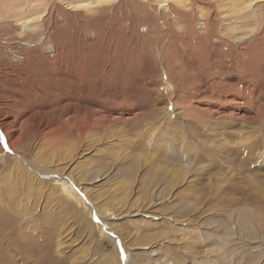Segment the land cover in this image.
I'll use <instances>...</instances> for the list:
<instances>
[{"label": "rangeland", "instance_id": "obj_1", "mask_svg": "<svg viewBox=\"0 0 264 264\" xmlns=\"http://www.w3.org/2000/svg\"><path fill=\"white\" fill-rule=\"evenodd\" d=\"M69 1L36 0L48 31L0 59V258L264 264V4L239 41L212 22L198 38V8L181 14L182 37L157 0ZM203 1L192 0L210 11Z\"/></svg>", "mask_w": 264, "mask_h": 264}, {"label": "bare ground", "instance_id": "obj_2", "mask_svg": "<svg viewBox=\"0 0 264 264\" xmlns=\"http://www.w3.org/2000/svg\"><path fill=\"white\" fill-rule=\"evenodd\" d=\"M35 1L36 0H16L14 2H10L9 4L11 6L9 7L10 10H9V12L7 14H4L3 11L0 9V38L5 37L4 38L5 39L4 42L6 43L5 46H3V47L0 46V50H1L0 59L2 61H6V56L4 54V50H5L4 47H6L7 49H10L9 45L10 44H15L18 41L20 43H21V41H23L24 43H22V45H25L26 41H28L30 37L34 38L38 34H42V33L44 35L45 31L46 32L48 31V27L45 26V23H46L45 22L46 21L45 12L42 9H40V10L37 9L38 5H36L34 3ZM106 1L107 0H78L77 2L69 1L68 5L71 8L78 7V6H83V7L88 8L89 10L93 11L96 8L97 5H101L104 2H106ZM145 1H150V0H143V2L142 1L141 2L145 3ZM157 2H158V6H159L160 11H162L163 13H167V15H168V11L170 12V14H172V16H173L172 19H173L174 23L180 28V30H181L180 36H182V37L185 36L184 33H183L184 31H183L182 27L185 29V31H187V28L185 27L186 18L182 19L181 14L184 15V14L187 13V11H191L194 8H198L196 10L197 11L196 12L197 21H201L202 22V23L201 22H197L198 26L200 25L199 26L200 30L202 31V32L201 31L198 32V38H201L202 40L204 38L206 39V37L210 38L213 35V34L211 35V33L209 34V32H208L209 30L207 28L208 26H210L211 22L213 24H215V26H216L215 30L218 31V35H220L222 39H226L227 40V39H230V38L231 39L235 38V39L239 40V39L243 38L244 36L249 35L251 33L252 29L255 28V25L252 22V20L255 18L256 14H257L255 8H261L262 7L261 5L264 4V0H206V1H203V2L207 3L209 5V7L211 8V10L210 11H203V9H201V7H198L196 5L194 6L192 0H157ZM176 4H179V7L174 8V9H176L177 11H181V12H178L179 14H177L176 12H172V8L175 7ZM1 5L5 6V3L3 2V0H2V3L0 4V6ZM141 9H143V8H141ZM9 13H11L12 15L11 14L8 15ZM143 16H144V14H143ZM7 18H9L11 20V21L9 20V23L12 22V24H13L12 28L14 30L18 31L15 35H8V34H12V33H11L10 29L8 30V28H10L9 27L10 25L8 23L5 24V19H7ZM247 23H250L253 26H251L249 28H246V26L250 25V24H247ZM202 24H203L204 27L201 26ZM181 25H182V27H181ZM2 27H4V29ZM169 27L170 26L168 25V29H169ZM187 33L191 34V32H187ZM218 35H216V36H218ZM44 39H45V36H44V38L41 37V39H40V42L43 43V44H45V42H46ZM34 41H38L39 42V37L36 38ZM199 41H201V40L197 39V41L192 42V43H186L185 45L187 47H190V50L195 51V50L198 49V46H195V44L197 45ZM4 42H2V43H4ZM185 42H187V40ZM21 54L22 53L16 52L15 53V58H21L22 59L26 55L25 53H24V55L23 54L21 55ZM34 114L35 113H32L30 115L31 119L35 118ZM89 119H90V117H89ZM10 123H11V125H13V124H16L17 122L15 121V123H14L13 120H12V121H10ZM44 123H45L44 120H40V121H38V123H32V126L33 127H40ZM75 124H76V122H75ZM55 130L56 129H53L51 131V134H50L51 138H57V134H56ZM11 132L7 134L8 135V141H10L9 146L12 149H16L17 145L14 142H12L11 139H12L13 133L17 132V130L11 131ZM93 137L94 136H92L91 138H93ZM190 140L191 139L187 140L186 143L184 142L185 145H188V143H189V145H191L190 142H189ZM54 142H55V140H54ZM55 143H57V139H56ZM49 145L52 146L51 144H49ZM52 147H54V146H52ZM64 153H66V152H64ZM43 158H44V160H52V159H54L51 153H49L46 157L43 156ZM17 166H15V168H13V170L11 172L12 176H14V178H12L13 180L15 178L17 179V177L15 176L16 173H14V172H16V171L20 172V170H21ZM38 167L40 168V170L42 172H46L47 174L51 173V171L48 170L49 167H46V166L45 167L38 166ZM85 167H87V166H85ZM22 169H23V172H28L24 167H22ZM88 170H85L84 172H79L77 175L76 174L75 175L72 174V179H73L74 183L80 184L81 180H83V179L86 180V178L88 177ZM171 170L170 171H171V173H174V176H178L179 170H176V169H171ZM91 172H94V171H91ZM30 174H28V176ZM38 174L40 175V173H38ZM170 175H172V176H167L166 177L167 181L170 180L171 182L175 183L178 180L177 177L173 178V174H170ZM181 175H183V173ZM31 176L33 177L34 175L31 174ZM178 178H179V176H178ZM5 179L7 180V176L2 177V180H5ZM36 180H38V179L36 178ZM40 182H41L40 180L35 182L36 183V187L34 189H38L41 186ZM51 192H54V191H51ZM49 196H51V195H49ZM7 223L8 222H2V224L0 223V230L2 229L3 225H6ZM55 248L57 249V247H55ZM41 252L44 255H48L49 254L47 251L44 250V247H43ZM9 256L10 255L5 254L4 258H0V260L2 259L3 261L5 260L8 264H12L11 259L9 258ZM24 257L26 258V256H24ZM113 262H114V264L118 263L116 261V259H114ZM110 264H112L111 261H110Z\"/></svg>", "mask_w": 264, "mask_h": 264}]
</instances>
